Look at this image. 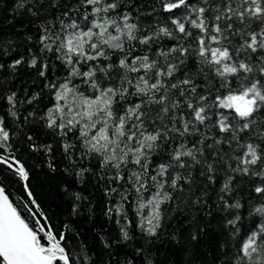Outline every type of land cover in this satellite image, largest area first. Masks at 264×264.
<instances>
[{
  "label": "trees",
  "instance_id": "trees-1",
  "mask_svg": "<svg viewBox=\"0 0 264 264\" xmlns=\"http://www.w3.org/2000/svg\"><path fill=\"white\" fill-rule=\"evenodd\" d=\"M0 187L50 264H264V0H0Z\"/></svg>",
  "mask_w": 264,
  "mask_h": 264
},
{
  "label": "water",
  "instance_id": "water-1",
  "mask_svg": "<svg viewBox=\"0 0 264 264\" xmlns=\"http://www.w3.org/2000/svg\"><path fill=\"white\" fill-rule=\"evenodd\" d=\"M11 223L20 225L5 193L0 187V257L3 262L5 264H50V261L42 258L38 252L39 257L36 254L30 257L16 248L9 231Z\"/></svg>",
  "mask_w": 264,
  "mask_h": 264
},
{
  "label": "bare ground",
  "instance_id": "bare-ground-1",
  "mask_svg": "<svg viewBox=\"0 0 264 264\" xmlns=\"http://www.w3.org/2000/svg\"><path fill=\"white\" fill-rule=\"evenodd\" d=\"M9 231L18 250L30 257H32L33 254H36L39 257L34 243L27 231H25L20 225H17L16 223H11L9 225Z\"/></svg>",
  "mask_w": 264,
  "mask_h": 264
},
{
  "label": "rangeland",
  "instance_id": "rangeland-1",
  "mask_svg": "<svg viewBox=\"0 0 264 264\" xmlns=\"http://www.w3.org/2000/svg\"><path fill=\"white\" fill-rule=\"evenodd\" d=\"M226 104L230 107H233L238 113L246 114L251 110L252 102H251V100L245 99L243 97H233V98L228 99ZM30 237L33 241V238L31 235H30ZM36 251H37V249H36Z\"/></svg>",
  "mask_w": 264,
  "mask_h": 264
}]
</instances>
